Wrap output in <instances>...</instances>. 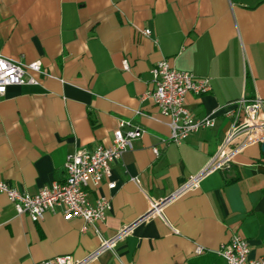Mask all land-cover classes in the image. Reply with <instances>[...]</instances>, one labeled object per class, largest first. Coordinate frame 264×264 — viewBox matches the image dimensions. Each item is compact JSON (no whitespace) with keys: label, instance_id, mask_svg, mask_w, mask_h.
<instances>
[{"label":"crops","instance_id":"crops-1","mask_svg":"<svg viewBox=\"0 0 264 264\" xmlns=\"http://www.w3.org/2000/svg\"><path fill=\"white\" fill-rule=\"evenodd\" d=\"M0 53L41 63L40 72L28 70L37 84L9 86L0 100V177L17 189L62 182L66 156L109 145L119 120L143 131L110 164L109 178L88 189L91 202L110 200L95 224L100 237L60 212L33 222L0 193V264L64 254L83 264H223L217 250L234 232L248 258L264 255L260 143L206 171L231 126L227 104L264 101V0H0ZM163 59L211 81L186 103L195 117L214 115L215 125L179 144L168 141L170 119L145 96L149 70ZM103 239L113 244L98 251Z\"/></svg>","mask_w":264,"mask_h":264},{"label":"built area","instance_id":"built-area-1","mask_svg":"<svg viewBox=\"0 0 264 264\" xmlns=\"http://www.w3.org/2000/svg\"><path fill=\"white\" fill-rule=\"evenodd\" d=\"M142 33L149 35L150 30L144 29ZM123 68L128 69L126 61L123 62ZM28 70L40 72L41 63L14 62L0 53V100L9 86L38 83ZM149 72L151 86L145 96L150 97L160 113L170 119L169 142L179 144L188 134L215 125L214 115L195 117L186 103L188 94L202 95L210 91V78L197 77L190 71L174 69L165 59L158 61ZM224 114L231 118V126L206 171L226 165L232 154L245 145L264 141V101L260 98L241 97L228 103ZM142 134V129L133 126L129 121L119 120L109 145L99 144L92 148L75 150L66 156L65 179L62 182H52L35 193H28L8 184L0 177V193L7 196L19 214H26L33 222L40 221L47 211L60 212L65 220L80 218L85 224L93 225L94 233L100 237V231L95 224L106 218L110 200L99 197L91 202L88 189L97 188L103 180L109 178L110 164ZM238 136H242L241 141L230 148L233 139ZM153 152L157 155L158 148L154 147ZM197 177L190 179L188 185H195ZM107 186L113 189L116 183L108 181ZM162 203L154 202L151 211L159 212ZM84 229L85 225L82 230ZM112 244L111 240L103 239L98 251L111 247ZM201 252L202 248L197 247L196 253ZM217 252L222 257L223 264H264V255L248 258L249 245L238 232H234L228 242L222 243ZM35 264H83V260L64 254Z\"/></svg>","mask_w":264,"mask_h":264},{"label":"water","instance_id":"water-1","mask_svg":"<svg viewBox=\"0 0 264 264\" xmlns=\"http://www.w3.org/2000/svg\"><path fill=\"white\" fill-rule=\"evenodd\" d=\"M261 151L264 153V141L260 143Z\"/></svg>","mask_w":264,"mask_h":264}]
</instances>
